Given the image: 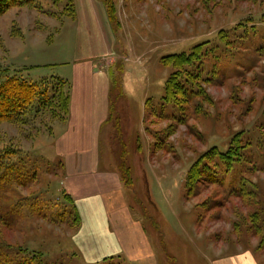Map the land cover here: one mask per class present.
Listing matches in <instances>:
<instances>
[{
	"label": "rangeland",
	"instance_id": "obj_1",
	"mask_svg": "<svg viewBox=\"0 0 264 264\" xmlns=\"http://www.w3.org/2000/svg\"><path fill=\"white\" fill-rule=\"evenodd\" d=\"M38 1L39 9L0 16V70L29 82L63 78L71 85L76 63L94 60L105 73L104 83L97 78L98 97L108 108L101 168L119 175L159 264H264L250 229L252 213L262 211L264 219V0H111L112 52L81 61L75 55L79 22L69 16V0ZM198 44L209 102L166 103L165 83L174 69L163 57L190 53ZM62 127L49 114L34 113L24 127L0 126V148H20L30 160L29 184L16 190L25 198L19 214L6 213L19 196L6 193L0 200V254L23 249L49 264L86 262L76 229L43 217L46 204L54 212L67 205L55 141ZM239 133L251 146L245 159L228 172L218 169L222 185L205 183L188 198L186 178L196 160L215 147L216 155L226 151ZM243 177L259 189L253 201L228 195Z\"/></svg>",
	"mask_w": 264,
	"mask_h": 264
},
{
	"label": "crops",
	"instance_id": "obj_2",
	"mask_svg": "<svg viewBox=\"0 0 264 264\" xmlns=\"http://www.w3.org/2000/svg\"><path fill=\"white\" fill-rule=\"evenodd\" d=\"M73 2L74 18L79 22L76 60L102 58L101 54L112 52L114 33L104 0ZM75 65L70 114L66 121L59 122L63 127L55 141L65 171L62 190L75 200L81 216V226L73 235L76 246L85 263L120 255L128 264H159L143 224L123 197L119 175L108 166L101 168L99 141L108 108L104 99H99L97 86L99 80L104 83L105 73L95 68L94 60ZM221 264L241 263L224 260Z\"/></svg>",
	"mask_w": 264,
	"mask_h": 264
},
{
	"label": "trees",
	"instance_id": "obj_3",
	"mask_svg": "<svg viewBox=\"0 0 264 264\" xmlns=\"http://www.w3.org/2000/svg\"><path fill=\"white\" fill-rule=\"evenodd\" d=\"M38 2V0H0V16L12 9L25 7L39 9ZM69 2V16L74 18L75 5L73 0H69ZM104 3L112 23L114 16L112 1L104 0ZM200 48L201 45L198 44L190 53L182 52L163 57V64L174 69L165 83L163 100L166 103H174L182 108L184 104L190 105L196 98H203V100L209 102L210 98L201 85V81L207 79L201 77L203 51H200ZM197 60L199 61L195 64ZM0 78H3L0 83V126L13 124L24 127L28 124L32 113L36 116L37 114H49L52 122L56 123L68 119L71 106V84L68 80L52 78L43 79L40 82H29L17 75L7 76L5 68L0 70ZM54 124H46V127H49L51 131ZM241 133L233 137L226 151L221 152L219 150L221 153L216 155L214 152H218V150L215 147V149L209 150L196 160L186 178V184L189 187L188 198L193 197L198 188L205 183L222 185L218 169L223 167L224 172H228L245 159V152L251 146L250 143L244 142V138L240 136ZM18 150L20 151V148L17 149L12 146L0 148V200L6 193H12L14 197H18V188L25 187L27 183L29 184L24 178L27 176L26 166H28L27 163H30V160L29 158L25 160ZM213 160L216 161L213 162ZM30 180L35 182L37 179L35 180L32 175ZM248 183L249 181L243 177L239 183L240 187L229 190L228 195L231 194L249 201L255 200L259 196V189L255 184ZM64 200L67 205L59 212H54L53 205L46 204V211L49 210V212L45 213L43 217L52 224H69L70 228H75L77 231L82 221L76 202L66 192H64ZM24 201L25 198L19 196L14 203H11V206L6 209L7 216L12 217L11 214H19L20 208L25 205ZM0 206L5 208L4 205L0 204ZM262 213V211L254 212L250 216V229H253L254 234L259 238L257 245L259 250H264V226L261 224V220L264 219ZM3 214L1 223L6 224L3 221ZM113 259L128 264L120 255L108 256L98 262L85 264H112ZM0 264L49 263L43 259L40 253L19 249L5 255L0 254Z\"/></svg>",
	"mask_w": 264,
	"mask_h": 264
}]
</instances>
